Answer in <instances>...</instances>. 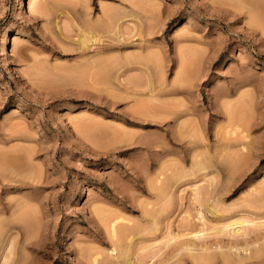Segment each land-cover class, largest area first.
<instances>
[{
    "label": "rangeland",
    "instance_id": "374dc122",
    "mask_svg": "<svg viewBox=\"0 0 264 264\" xmlns=\"http://www.w3.org/2000/svg\"><path fill=\"white\" fill-rule=\"evenodd\" d=\"M238 1L0 0V264H264V0Z\"/></svg>",
    "mask_w": 264,
    "mask_h": 264
},
{
    "label": "bare ground",
    "instance_id": "6f19581e",
    "mask_svg": "<svg viewBox=\"0 0 264 264\" xmlns=\"http://www.w3.org/2000/svg\"><path fill=\"white\" fill-rule=\"evenodd\" d=\"M237 1H238V0H237ZM239 1H240V0H239ZM239 1H238V2H239ZM243 1H244V0H243ZM250 2H251V1H250ZM252 2H254V1L252 0ZM252 2H251V3H252ZM117 26H118V25H117ZM117 30H118V29H117ZM105 64H106V63H105ZM103 65H104V64H103ZM104 67H106V66H104ZM228 132H229V131H228ZM244 132H245V131H244ZM244 135H245V134H244ZM245 138H248V137L245 136ZM246 140H247V139H246ZM3 159L5 160V158H3ZM6 160H7V158H6ZM6 160H5V163H6ZM7 163H8V162H7ZM9 163H10V160H9ZM9 163H8L7 166H9ZM156 184H158V183L156 182ZM156 184H155V186H158V185H156ZM160 185H161V184H160ZM161 186H162V185H161ZM158 188H159V186H158ZM158 188H156V189H158ZM160 188H161V187H160ZM160 188H159V189H160ZM197 188H198V187H197ZM161 191H162V190H161ZM199 191H200V189H199ZM162 192H163V191H162ZM197 192H198V191H197ZM197 192H196V193H197ZM199 193H201V192H199ZM163 194H165V197H166V192H164ZM167 195H168V193H167ZM172 195H173V194H172ZM172 195H171V196H172ZM196 195H197V194H196ZM199 195H200V194H199ZM199 195H198V196H199ZM203 195H204V194H203ZM201 196H202V194L200 195V198H201ZM203 197H204V196H203ZM160 198H162V197L160 196ZM166 198H167V197H166ZM168 198H169V197H168ZM196 198H197V197H196ZM163 199H164V198H163ZM197 199H198V198H197ZM202 200H203V199H202ZM171 201H173V200H171ZM200 201H201V200H200ZM166 204H168V203H166ZM168 205H169V204H168ZM170 207H171V206H170ZM169 209H170V208H169ZM165 211H166V210H165ZM147 213H148V212H147ZM147 213H146V215H147ZM147 216H148V215H147ZM150 217H151V216H150ZM153 217H154V215H153ZM154 218H155V217H154ZM155 219H156V218H155ZM263 219H264V218H263ZM116 220H117V218H116ZM121 220H122V218H121ZM155 221H156V220H155ZM157 222H159V221H157ZM242 222H247V221H246V220H242V221H241V219H240V220H238L237 222H234V221H233L232 223L230 222V224H229L228 226H230V227H232L233 225L237 226L239 223L242 224ZM115 223H116V222H115ZM115 223H114V224H115ZM119 223H120V222H119ZM153 223H155V222H153ZM254 223H255V222H254ZM114 224H113V226H112V228H114L113 231H115V229H117V228H116V225H117L118 223H117L115 226H114ZM129 224H130V223H129ZM256 224H257V223H256ZM260 224H262V223H260ZM126 225H128V224H126ZM131 225H132V224H130V227H133V226H131ZM157 225H160V224H157ZM120 226H122V225H120ZM135 226H136L137 228L139 227V225H137V224H135ZM148 226H149V225H148ZM155 226H156V225H155ZM235 226H234V227H235ZM253 226H255V225H253ZM117 227H118V226H117ZM144 227H145V228H143V229H146V226H144ZM149 227H150V226H149ZM224 227H225V226H224ZM224 227H223V229H224ZM120 228H121V227H120ZM139 228H140V230L142 231V228H141V227H139ZM147 228H148V227H147ZM151 228H153V226H151V227L148 228V229L151 230ZM157 228H158V226H157ZM237 228H238V227H237ZM237 228H234V229H232L233 231H232V230H231V231L236 233V232L239 231V229H237ZM131 229L134 230V227L131 228ZM153 229H155V228H153ZM227 229H229V227L227 228V226H226V228H225L226 232H228ZM122 230H123V228L121 229V234L123 235V234L126 233V232H125L126 229L124 230V232H123ZM127 230H128V229H127ZM129 230H130V229H129ZM116 231H117V233H118L119 230H116ZM130 231H131V230H130ZM154 231H155V230H154ZM201 231H202V230H201ZM220 231H221V230H220ZM222 231H224V230H222ZM110 232H111V230H110ZM136 232L139 233V231H136ZM147 232H148V231H147ZM160 232H161V231H160ZM194 232H195V231H194ZM198 232H199V231H198ZM205 232H207V230H206ZM224 232H225V231H224ZM224 232H223V234H225ZM114 233H115V234L113 235V237L117 236V235H116V232H114ZM131 233H132V232H131ZM134 233H135V230H134ZM137 233H136V234H137ZM141 233H142V232H141ZM141 233H140V234H141ZM152 233H154V232H152ZM186 233H187V232H186ZM129 234H130V233H126L127 236H128ZM146 234H147V233H146ZM150 234H151V233H150ZM173 234H174V233H173ZM189 234H190V233H189ZM119 235H120V234H119ZM119 235H118V236H119ZM122 235H121V236H122ZM184 235H186V234H184ZM202 235H203V234H202ZM134 236H135V235H134ZM136 236H137V235H136ZM197 236H198V235H195V237H197ZM168 237H170V235H169ZM171 237H172V236H171ZM190 237H191V236H190ZM193 237H194V235H193ZM202 237H203V236H202ZM120 238L124 241V238H123V237H120ZM125 238H127V237H125ZM130 238H131V237H130ZM172 238H173V237H172ZM168 239H171V238H168ZM173 239H174V238H173ZM125 240H126V239H125ZM165 240H166V239H165ZM132 241H134V240H131V242H132ZM135 241H136V240H135ZM263 241H264V240H263ZM127 242H128V241H127ZM131 242H129V243H130V244H129V247H130V248L128 249V252H124L125 250H123L122 247H121V249H120V246H119V249H120V250L117 249V248L115 247L117 251L115 252V254L113 253V256L116 255V257H121V256H120L121 254H123V253L126 254V253H127L126 256H128L129 258L126 260V259L123 257L124 259H122V260L125 261V262L127 261L126 264H148L149 262H148V263H145V261L143 262V260H141V257L143 258L144 256H142V255H140V254H139V255L137 254L138 251L135 249V247H133V246H134L133 244L131 245ZM163 242H164V240H163ZM261 242H262V241H261ZM118 243H119V241H117V244H118ZM11 244H12V243H11ZM11 244H10V245H11ZM134 244H135V243H134ZM187 245H188V250L190 249L187 253H190L189 255H192V254L194 253V252L192 251V249L194 250L195 247L191 246V247H193V248H190V247H189V244H186V247L183 245V246H184V249H185V248L187 249ZM122 246H124V245H122ZM220 246H221V245H220ZM125 247H126V245H125ZM136 247H137V246H136ZM145 247H146V246H145ZM145 247H144V248H145ZM147 247H148V246H147ZM149 247H151V245H150ZM210 247H212V246H210ZM230 247H231V246H230ZM252 247L254 248V246H252ZM127 248H128V245H127ZM144 248H143V249H144ZM182 248H183V247H182ZM231 248H232V247H231ZM231 248H230V250H231ZM234 248H235V247H234ZM238 248H239V247H237V251H238ZM240 248H241V247H240ZM253 248H252V249H253ZM9 249H10V252L13 251L11 248H9ZM124 249H126V248H124ZM145 249H146V248H145ZM195 249H196V248H195ZM210 249H211V248H210ZM214 249L216 250V247H214ZM220 249H221V248H220ZM226 249H227V248H226ZM121 250H123V251H121ZM181 250H182V249H181ZM196 250H198V248H197ZM203 250H204V252H205L206 250L208 251V248H206V249L203 248L201 251H203ZM217 250H218V252H219V248H217ZM230 250H229V251H230ZM239 250H240V249H239ZM249 250H250V249H249ZM120 251H121V253H120ZM126 251H127V250H126ZM179 251H180V250H179ZM191 251H192L193 253H192ZM207 251H206V254H205L206 256L203 254V255L205 256V258H204V256L202 257L201 254H200V255L198 254V255H199V257H197L198 259H202V258H204L203 260H198V261H200V262H205V263H206V262H208V260H209L208 257H210V259H212L211 255H212L213 253H215V252H212V254H210V253H207ZM211 251H213V249H212ZM225 251H226V250H225ZM232 251H233V250H232ZM234 251H235V250H234ZM113 252H114V251H113ZM139 252H140V251H139ZM182 252H183V250H182ZM204 252H201V253H204ZM226 252H228V251H226ZM248 252H249V251H248ZM248 252H247V253H248ZM255 252H256V251H255ZM257 252H258V251H257ZM142 253H143V252H142ZM148 253H149V252H148ZM179 253H180V252H178V254H179ZM185 253H186V252H185ZM224 253H225V252H224ZM230 253H231V251L229 252V254H230ZM207 254H208V255H207ZM209 254H210V255H209ZM222 254H223V253H222ZM222 254H221V255H222ZM229 254H227V255L223 254V256H227V257H228ZM118 255H119V256H118ZM131 255H133L135 258H132ZM137 255H138V256H137ZM149 255H150V254H149ZM155 255L157 256L156 253H155ZM173 255H174V254H173ZM193 255H196V254H193ZM216 255H217V254H216ZM230 255H231V254H230ZM122 256H123V255H122ZM130 256H131V257H130ZM196 256H197V255H196ZM136 257H137V258H136ZM145 257H147V256L145 255ZM145 257H144V258H145ZM177 257H178V256H177ZM227 257H224V259L226 258V260H228ZM138 258H140V259H138ZM206 258H207V259H206ZM8 259H9V258L6 257V258H5V261H8ZM119 259H120V258H119ZM133 259H136L137 262H135ZM151 259L153 260V258H151ZM171 259H172V258H171ZM96 260H99V259H96ZM175 261H176V262H174V261H173V262H174V263H177V260H175ZM178 261H179V259H178ZM195 261H197V260H195ZM198 261H197V262H198ZM97 262H98V261H97ZM125 262H124V264H125ZM170 262H171V261H170ZM173 262H171V263H173ZM209 262H210V261H209ZM122 263H123V262H122ZM122 263H120V264H122ZM178 264H179V262H178ZM180 264H181V263H180Z\"/></svg>",
    "mask_w": 264,
    "mask_h": 264
}]
</instances>
